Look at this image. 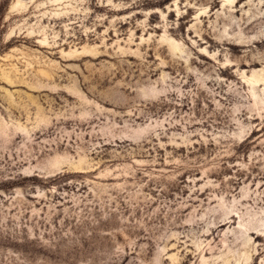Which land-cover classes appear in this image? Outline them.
<instances>
[{"label": "rangeland", "instance_id": "obj_1", "mask_svg": "<svg viewBox=\"0 0 264 264\" xmlns=\"http://www.w3.org/2000/svg\"><path fill=\"white\" fill-rule=\"evenodd\" d=\"M15 1L0 264H264V0Z\"/></svg>", "mask_w": 264, "mask_h": 264}, {"label": "bare ground", "instance_id": "obj_2", "mask_svg": "<svg viewBox=\"0 0 264 264\" xmlns=\"http://www.w3.org/2000/svg\"><path fill=\"white\" fill-rule=\"evenodd\" d=\"M49 2L51 3H54V4H62L64 2V0H48ZM226 2H229L231 0H225ZM22 1L21 0H16L13 5H12V8H16V7H19V6H22ZM67 8V7H66ZM63 7H58L57 10L58 11H55L53 12V15L56 16V15H59V14H63L66 12V9L62 10ZM68 10V9H67ZM33 30H30L29 33H32ZM14 33V30L12 29L11 32H10V36ZM42 35V38L39 39V43L41 44V46H44V45H48L49 44V36L45 30V28L42 29V32L41 34ZM164 41H166L171 47L173 48H176L177 47V44L170 38H163ZM92 50V47L89 46V45H83L81 46L80 48L79 47H74L66 52H64L67 56H75V55H79V54H82V53H86V52H90ZM11 55H8V57H10ZM41 72L43 73H46L44 72V70L40 69ZM244 79L246 82H248L249 84H257L260 80H264L263 77H261L260 75L256 74V73H253L251 74L250 76H247V75H244ZM150 125H147L146 124V127H149ZM144 128V127H143ZM34 195H40V192H37L36 194ZM243 255V260L247 261L249 260L250 256L247 252H243L242 253ZM239 259V258H238Z\"/></svg>", "mask_w": 264, "mask_h": 264}]
</instances>
